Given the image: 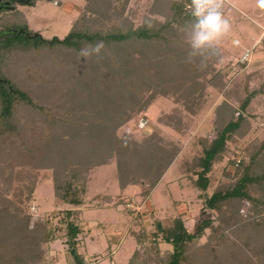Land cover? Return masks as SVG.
I'll return each instance as SVG.
<instances>
[{
    "label": "trees",
    "instance_id": "trees-1",
    "mask_svg": "<svg viewBox=\"0 0 264 264\" xmlns=\"http://www.w3.org/2000/svg\"><path fill=\"white\" fill-rule=\"evenodd\" d=\"M133 1L139 23L94 19L105 0H85L65 37L17 33L0 49V264H44L63 229L74 264H88L78 251L81 211L61 210L51 222L34 218L30 204L40 171L53 178L55 196L80 207L95 168L113 163L120 188L139 185L144 199L175 163L177 178L200 190L204 217L193 230L182 214L156 218L149 230L137 214V247L126 264H264V136L248 145L246 158L224 162L231 145L264 122V70L228 81L220 68L228 53L219 43L189 61L190 0ZM154 105L157 123L183 139L214 106L211 146L199 136L201 150L187 158L181 141L131 130ZM220 164L226 176L233 166L231 180L209 191ZM160 240L172 248L161 253Z\"/></svg>",
    "mask_w": 264,
    "mask_h": 264
},
{
    "label": "rangeland",
    "instance_id": "rangeland-1",
    "mask_svg": "<svg viewBox=\"0 0 264 264\" xmlns=\"http://www.w3.org/2000/svg\"><path fill=\"white\" fill-rule=\"evenodd\" d=\"M146 1L140 0L139 6L145 3L148 5L149 2ZM213 2L219 3L222 15L229 21L230 28L222 36L230 40V47L233 39L237 38L240 41L237 47L246 46L247 50L251 51L249 61L241 63L240 55L238 56L239 53L236 50L233 52H229V49L225 50L228 55L226 61L220 66L225 79L230 81L239 74L256 69L264 70V8L259 6L258 0H213ZM105 3L104 6H97L94 19H97L100 14L102 21L110 25L117 16H128L135 19V23L140 22V19L133 17V12L136 10L133 0H105ZM84 5L85 0H36L34 2L0 0V49L5 46L12 35L17 33H39L45 39L65 37ZM14 13L18 16L12 15ZM4 18L6 25H3L1 21ZM20 22H24L23 25ZM210 90L214 91L213 88ZM158 113L159 108L156 105L152 106L137 120V128L132 122L130 129L138 130L140 135L156 130L181 141L184 146L183 156L187 158L201 150L203 143L199 140V136L208 138L206 146H211L216 125L214 106L206 109L198 117L196 128L187 139L181 138L169 127L158 124L156 120ZM142 119L145 123L147 122L144 126L141 124L144 122L141 121ZM263 136L264 122H255L252 131L240 143L231 145L227 150L224 162L229 159H235L238 162L246 158L248 145ZM215 170V174L211 177L209 191L221 182L230 181L231 179L228 180V178L234 168L227 166L225 171L229 173L227 176L222 164L216 165ZM39 181L42 183L37 186L35 202L30 204L31 214L34 218L44 216L51 222H56L61 210L78 208L81 211L79 225L82 227L78 251L88 264L127 263L137 247V242L131 235V230L139 228L137 214L140 215V224L149 230L156 218L164 221L182 214L189 230H193L197 222L204 218L201 200L197 196L200 190L195 189L189 179L177 178L175 163L163 174L160 183L145 199L139 185H132L124 190L120 188L117 167L114 163L95 168L89 182L85 204L80 207H71L60 197L55 196L53 178L43 179L42 171L39 172ZM105 195H110L112 199L110 200ZM56 236V240L49 243V259L44 264H74L65 229L56 232ZM205 240L206 237H203L202 242ZM159 248L161 253H165L172 247L160 240Z\"/></svg>",
    "mask_w": 264,
    "mask_h": 264
},
{
    "label": "clouds",
    "instance_id": "clouds-1",
    "mask_svg": "<svg viewBox=\"0 0 264 264\" xmlns=\"http://www.w3.org/2000/svg\"><path fill=\"white\" fill-rule=\"evenodd\" d=\"M258 3L264 8V0H258ZM190 5V30L187 33L189 61L194 57H203L206 53L214 52L220 37L230 28L229 21L220 11L219 3H214L213 0H190ZM101 46L98 43L92 51L98 53ZM89 54L88 50L81 49L82 57L87 58Z\"/></svg>",
    "mask_w": 264,
    "mask_h": 264
},
{
    "label": "crops",
    "instance_id": "crops-1",
    "mask_svg": "<svg viewBox=\"0 0 264 264\" xmlns=\"http://www.w3.org/2000/svg\"><path fill=\"white\" fill-rule=\"evenodd\" d=\"M261 37V36H260ZM234 41H232V46L230 47V45H229V41L230 40H228V39H226V37L225 36H221L220 37V39H219V43L224 47V49L226 50V49H229L230 51L229 52H233V51H237L238 53V56L239 55H241L243 52H245L246 50H247V48H246V46L244 47V46H242V47H237V46H239L240 45V41H239V39H237V38H234L233 39ZM235 40H238V43L236 44L235 43ZM259 40V39H258ZM238 49V50H237Z\"/></svg>",
    "mask_w": 264,
    "mask_h": 264
},
{
    "label": "built area",
    "instance_id": "built-area-1",
    "mask_svg": "<svg viewBox=\"0 0 264 264\" xmlns=\"http://www.w3.org/2000/svg\"><path fill=\"white\" fill-rule=\"evenodd\" d=\"M235 43L237 44L238 43V40H235ZM250 58H251V51L250 50H246L245 52H243L240 55L239 61H241V63H246L247 61H249ZM141 121H144V122H141ZM141 121H140L141 124L144 126L146 124L145 123V120L142 119Z\"/></svg>",
    "mask_w": 264,
    "mask_h": 264
}]
</instances>
